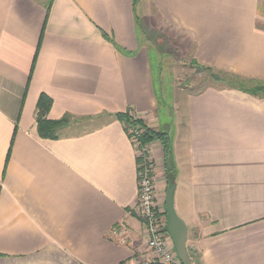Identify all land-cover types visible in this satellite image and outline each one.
<instances>
[{"label": "crops", "instance_id": "obj_1", "mask_svg": "<svg viewBox=\"0 0 264 264\" xmlns=\"http://www.w3.org/2000/svg\"><path fill=\"white\" fill-rule=\"evenodd\" d=\"M165 26L193 62L264 81V0H0V264L158 261L127 111L171 139L192 264H264V93L182 89L162 121L149 45ZM43 94L68 117L57 138L38 132ZM147 149L165 210L164 148Z\"/></svg>", "mask_w": 264, "mask_h": 264}, {"label": "rangeland", "instance_id": "obj_2", "mask_svg": "<svg viewBox=\"0 0 264 264\" xmlns=\"http://www.w3.org/2000/svg\"><path fill=\"white\" fill-rule=\"evenodd\" d=\"M141 8L142 3H139L137 6L139 13ZM164 30L168 43H158L157 40H151V45H149L153 77L161 103L160 118L162 121L173 119L176 115L177 94L182 89L195 92L209 86L224 87L229 84L228 82L237 83L240 87L237 86L236 88H241L242 84L245 88L254 85V82L238 76L235 77L232 73L212 69L213 72L221 75L218 81L215 80L212 77V71H208L205 67H201L200 64L192 61L193 45L182 33L174 34L175 30L168 26H165ZM156 38L157 36H155ZM157 44H159L160 52L156 47ZM169 45L172 46L170 52L166 50V46ZM132 128H130V133ZM163 130L169 131L170 127L163 128Z\"/></svg>", "mask_w": 264, "mask_h": 264}, {"label": "built area", "instance_id": "obj_3", "mask_svg": "<svg viewBox=\"0 0 264 264\" xmlns=\"http://www.w3.org/2000/svg\"><path fill=\"white\" fill-rule=\"evenodd\" d=\"M143 129L133 127L131 138L135 144L140 162L138 206L146 229L147 246L154 252L155 259L166 264H180L174 244L166 228V212L157 201L154 167L148 154L147 145L141 142ZM145 262L142 264H147Z\"/></svg>", "mask_w": 264, "mask_h": 264}, {"label": "trees", "instance_id": "obj_4", "mask_svg": "<svg viewBox=\"0 0 264 264\" xmlns=\"http://www.w3.org/2000/svg\"><path fill=\"white\" fill-rule=\"evenodd\" d=\"M35 61H36V58L34 60L33 67H34ZM201 67H202V65H201ZM203 67H205L208 71H212L211 67H206V66H203ZM232 74L235 77L238 76V77L243 78L240 75H237L234 73H232ZM220 76H221L220 74L212 71V77L215 80L218 81ZM245 79H247V78H245ZM242 80H244V79H242ZM247 80H249V79H247ZM249 81H252V80H249ZM228 83H229L228 85H230L232 87L233 86L234 87L239 86L235 82H228ZM241 86H242L241 88L243 90L250 92L252 94H255V95H260V94L264 93V81L254 82V85H252L251 87L245 88L243 84ZM51 105H52V99L49 96L43 94L39 98V101L37 104V128H38L39 135L42 138H57L58 137V134H57L58 129L61 126L68 123V117H64V118L58 119V120H53V119L48 118V112L51 108ZM117 118L123 123V125H124V127H125V129L129 135H131V133L129 131H130V128H132V127H138V128L143 129V132H142L141 138H140L143 145H148L149 143H151L153 141H160L162 143V146L164 148V160H165L167 180H168L169 184L174 183L175 176L177 174V167H176V164L174 163V160H173L172 143H171V139H170L168 133L161 131V130L157 131L151 127H148L144 121H142L141 119H138V118L137 119L134 118L132 116V114L128 111L127 112H119L117 114ZM13 143H14V136H13L12 141H11L10 151H11V148L13 146ZM10 151H9V153H10ZM139 162H142V160L139 159ZM191 253L194 254V252H191ZM147 264H166V263L159 262V261H153V262H149ZM180 264H182V262ZM197 264H198V262H197Z\"/></svg>", "mask_w": 264, "mask_h": 264}, {"label": "water", "instance_id": "obj_5", "mask_svg": "<svg viewBox=\"0 0 264 264\" xmlns=\"http://www.w3.org/2000/svg\"><path fill=\"white\" fill-rule=\"evenodd\" d=\"M175 189L174 183L168 185L165 199L166 228L179 260L182 264H192L191 252L194 251V247L187 245L188 226L176 211Z\"/></svg>", "mask_w": 264, "mask_h": 264}]
</instances>
